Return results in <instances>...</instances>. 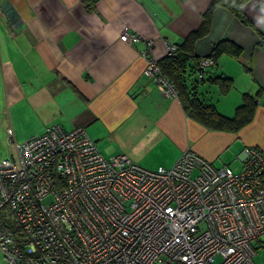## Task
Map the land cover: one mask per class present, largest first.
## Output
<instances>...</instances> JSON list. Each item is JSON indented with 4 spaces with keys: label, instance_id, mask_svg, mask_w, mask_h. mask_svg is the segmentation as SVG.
I'll return each instance as SVG.
<instances>
[{
    "label": "crops",
    "instance_id": "crops-1",
    "mask_svg": "<svg viewBox=\"0 0 264 264\" xmlns=\"http://www.w3.org/2000/svg\"><path fill=\"white\" fill-rule=\"evenodd\" d=\"M89 1L0 0L6 129H12L16 142V136L26 141L50 124L65 130L82 126L105 155L124 153L146 168H170L186 149L214 162L238 140L264 151V46L258 42L264 36L262 0L244 5L247 21L217 7L209 33L195 42L200 58L224 38L243 48L238 58L223 55L203 76L232 77L228 93L221 95L208 79L194 82L197 74L188 79L224 115H232L227 111L237 108L242 94L258 98L252 123L235 133L206 128L188 115L178 93L168 95L144 74L146 40H153L151 54L164 58L168 44L183 42L200 27L211 0ZM126 26L142 39L122 41Z\"/></svg>",
    "mask_w": 264,
    "mask_h": 264
},
{
    "label": "built area",
    "instance_id": "built-area-1",
    "mask_svg": "<svg viewBox=\"0 0 264 264\" xmlns=\"http://www.w3.org/2000/svg\"><path fill=\"white\" fill-rule=\"evenodd\" d=\"M120 39L142 38L126 26ZM152 48L146 40L144 74L177 94ZM177 48L168 44L166 54ZM213 65L200 58L198 76ZM16 148L0 162V251L9 264H257L259 147L245 148L238 171L193 149L170 168L150 170L124 153L105 157L82 126L55 123Z\"/></svg>",
    "mask_w": 264,
    "mask_h": 264
},
{
    "label": "trees",
    "instance_id": "trees-1",
    "mask_svg": "<svg viewBox=\"0 0 264 264\" xmlns=\"http://www.w3.org/2000/svg\"><path fill=\"white\" fill-rule=\"evenodd\" d=\"M250 0H211L207 9L202 14L200 27L192 31L183 42L178 43L174 54H167L159 60L162 74L175 86L183 106L191 117L211 130L238 132L254 119L259 100L255 95L244 93L242 103L236 108L235 116L228 117L220 113L213 103L203 100L196 91V86L189 84L188 79L197 74L200 56L195 53V42L198 38L209 33L212 25L213 14L217 7H226L243 21H247L243 11L244 5ZM264 2V0H262ZM91 4V0L88 5ZM259 44L264 46V36L259 39ZM243 51L240 44L224 38L217 42L208 56L215 60V65L223 55L238 58ZM200 78V79H199ZM217 84L222 94L228 93L234 87V79L230 76L218 75L206 78ZM204 77L195 78L206 80ZM258 147V146H256Z\"/></svg>",
    "mask_w": 264,
    "mask_h": 264
},
{
    "label": "rangeland",
    "instance_id": "rangeland-1",
    "mask_svg": "<svg viewBox=\"0 0 264 264\" xmlns=\"http://www.w3.org/2000/svg\"><path fill=\"white\" fill-rule=\"evenodd\" d=\"M244 75H246L245 76L246 80H248L250 78L249 72H247V74H244ZM221 95H224V94L221 93ZM242 97H243V94H242ZM241 103H242V100H241ZM7 110H8V105H7L6 98H5L3 80H2L1 69H0V162L4 159H7V158H9V159L13 158L17 152L16 144H21L24 141L23 138L21 137V135L17 134L18 136H16V139H17V142H16V140H14V138H13L14 137L13 134L11 136L8 133V131L6 129L7 125H8L7 124L8 123L7 122V118H8V111ZM218 111L220 112V109ZM222 111H224V110H222ZM227 113L232 114V115H226L228 117L235 116V113H236L235 106L229 108ZM249 125H250V123H249ZM245 148H246L245 144H243L242 141H240V140L235 141L231 146H229L227 149H225L215 159V161L213 162V165L215 167H220L224 164H229L234 168V170H237V171L240 170L241 164H242L241 156L243 155ZM101 151L105 155V151L102 149H101ZM105 156L109 157L108 155H105ZM144 168H146V167H144ZM156 168H147V169L155 170ZM254 259H255L257 264H264V247L257 246V252L255 254ZM0 264H9L8 260L5 258V255L1 251H0Z\"/></svg>",
    "mask_w": 264,
    "mask_h": 264
}]
</instances>
